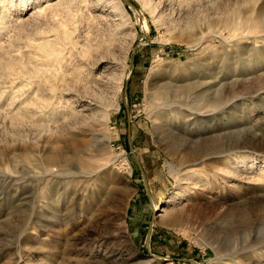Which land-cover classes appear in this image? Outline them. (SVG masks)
Returning a JSON list of instances; mask_svg holds the SVG:
<instances>
[{
	"label": "rangeland",
	"instance_id": "374dc122",
	"mask_svg": "<svg viewBox=\"0 0 264 264\" xmlns=\"http://www.w3.org/2000/svg\"><path fill=\"white\" fill-rule=\"evenodd\" d=\"M111 253L264 264V0H0V264Z\"/></svg>",
	"mask_w": 264,
	"mask_h": 264
},
{
	"label": "bare ground",
	"instance_id": "6f19581e",
	"mask_svg": "<svg viewBox=\"0 0 264 264\" xmlns=\"http://www.w3.org/2000/svg\"><path fill=\"white\" fill-rule=\"evenodd\" d=\"M166 88V87H163V85L161 86H158L157 87V93L155 95V99H156V102H157V107L159 110L162 111V113H171L172 111L171 110H177L174 105H175V102L173 100V98L170 97V95H168L163 89ZM172 96V95H171ZM209 106H216L218 105L217 102H211L208 104ZM190 114H193V115H196L194 112H191ZM192 116V115H191ZM190 116V117H191ZM195 118H198V116H195ZM194 118V119H195ZM196 120V119H195ZM194 120V121H195ZM157 129H160V132H162L160 126H156ZM170 130V129H169ZM72 139V138H71ZM70 139V142L72 141ZM59 143V140H54L52 142V145H54L53 147L47 149L44 153V162L46 163L47 167H58L59 171L58 172H54L52 171L53 173H50V175L52 176H55V175H58L60 174V172L62 171L61 169H63V166H66V163H67V159H68V151L66 150V148H62L61 146H57ZM108 165H105V166H102V168H106ZM110 166V165H109ZM101 168V167H100ZM69 169V168H68ZM56 170V169H55ZM72 170V169H71ZM108 170V169H107ZM68 171V170H67ZM94 171V170H93ZM96 172H101L100 169L96 170ZM95 172V173H96ZM75 172H70L69 171V175L68 176H73ZM84 173H87V172H84ZM93 173V172H92ZM87 174H90V173H87ZM101 175V174H100ZM105 175V174H104ZM229 200V197L228 198H225L224 200ZM173 201V199H172ZM220 202H216L215 205H219ZM185 220V219H183ZM186 221V220H185ZM185 224V223H184ZM179 226V225H177ZM181 227V225H180ZM183 228V227H182ZM185 231V230H184ZM196 231V229H195ZM196 238V237H195ZM109 257V261L111 264H141L139 262H134L133 258L132 257H125L123 255H120L118 256V254H115V253H111V255L107 256ZM105 258V257H104ZM107 259V258H106ZM105 260V259H104ZM81 261V264H88L90 262H92V259H88V260H85V259H80ZM87 261V262H86ZM143 264H148V263H143Z\"/></svg>",
	"mask_w": 264,
	"mask_h": 264
},
{
	"label": "water",
	"instance_id": "95a60500",
	"mask_svg": "<svg viewBox=\"0 0 264 264\" xmlns=\"http://www.w3.org/2000/svg\"><path fill=\"white\" fill-rule=\"evenodd\" d=\"M126 2H127V1H126ZM127 3H128V2H127ZM133 68H134V66H133ZM129 139H130V134H129ZM129 142H130V140H129ZM133 155L135 156L136 161H137V163L139 164V166H140V168H141V170H142L143 176L145 177V172L143 171V168H142V166H141L140 161L138 160V158H137V156H136V154H135L134 152H133ZM147 190L149 191V187H148V185H147ZM148 238H149V235H148ZM176 260H178V261H182V262H191V263H195V264H197L194 260L187 259V258H176Z\"/></svg>",
	"mask_w": 264,
	"mask_h": 264
},
{
	"label": "crops",
	"instance_id": "0c3cea01",
	"mask_svg": "<svg viewBox=\"0 0 264 264\" xmlns=\"http://www.w3.org/2000/svg\"><path fill=\"white\" fill-rule=\"evenodd\" d=\"M138 158V157H137ZM138 160H139V158H138ZM140 161V160H139ZM141 163V162H140ZM139 165V164H138ZM141 166H142V164H141ZM140 167V166H139ZM142 168H143V166H142ZM141 169V168H140ZM143 174V173H142ZM145 180H146V174H145Z\"/></svg>",
	"mask_w": 264,
	"mask_h": 264
}]
</instances>
